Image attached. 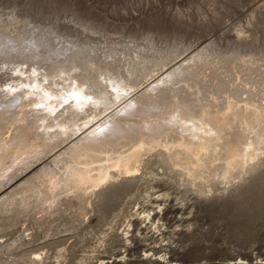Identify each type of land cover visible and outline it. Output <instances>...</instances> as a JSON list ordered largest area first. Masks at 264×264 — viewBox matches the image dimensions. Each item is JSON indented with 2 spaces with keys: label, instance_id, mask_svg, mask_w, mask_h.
<instances>
[{
  "label": "bare ground",
  "instance_id": "obj_1",
  "mask_svg": "<svg viewBox=\"0 0 264 264\" xmlns=\"http://www.w3.org/2000/svg\"><path fill=\"white\" fill-rule=\"evenodd\" d=\"M31 32L34 45L56 50L51 54L61 61L47 58L27 75L7 74L0 66V134L6 131L8 121H15L13 130L21 139L11 150L25 158L39 155L33 164L11 171L0 186V220L5 224L12 226L43 217L47 223L44 232L52 235L57 229L52 217L60 213L62 207H58L64 199L63 206L77 207L75 216L58 230H72L70 224L81 216L87 219L94 207L105 210L111 199L119 196L122 186L149 161V155L155 164L160 162V167L176 171L199 197L211 196L218 182L228 184L241 178L232 192L241 187L247 192L264 180V58H244L237 51L227 55L219 52L224 50L214 41L202 40L194 50L171 59H158V53H142L136 47H115L119 56L112 62L104 54L95 55V47L86 44L81 48L78 41L68 44L62 38L58 40L54 29ZM8 46V38L0 32V52H11ZM78 49L84 54L75 57ZM85 64H92L95 74L87 72ZM126 67L135 72L126 71ZM234 79L235 86L230 83ZM101 107L105 113L95 119L97 113L91 110L96 112ZM2 146L0 154L6 155L8 149ZM159 190L153 191L148 200L161 199L162 206L151 204L148 212L132 222L140 226L139 230L147 221L158 219L153 225L155 230H149L150 237L166 231L161 225L181 218L175 213L185 209L182 204L166 203L165 192ZM229 195V191L226 195L215 194L212 199ZM193 199L198 201L197 196ZM246 207L240 213H246ZM138 233L131 236L130 242H124L128 257L118 251L96 263L183 264L185 259L198 255L192 242L181 246L176 241L162 242L160 237L145 243ZM26 235L30 236L29 231ZM57 241L60 239L48 240L37 248ZM20 244L6 245L3 253L9 254ZM242 247L237 251L239 257H230L227 262L200 264H264L263 245ZM135 250L142 253L133 257L131 251ZM220 252L223 248L217 246L214 253ZM25 257L39 263L44 260L22 252L10 261L23 264Z\"/></svg>",
  "mask_w": 264,
  "mask_h": 264
},
{
  "label": "rangeland",
  "instance_id": "obj_2",
  "mask_svg": "<svg viewBox=\"0 0 264 264\" xmlns=\"http://www.w3.org/2000/svg\"><path fill=\"white\" fill-rule=\"evenodd\" d=\"M39 29H54L57 39L62 38L68 44L78 41L81 48L87 45L95 47V55L102 57L104 54L103 57L112 62H116L119 56L115 47H136L142 53H158V59L164 56L171 59L176 55L182 57L184 51L194 50L195 44L202 40L214 41L217 47L224 50L219 52L227 55L237 51L244 58L252 56L258 61L264 58V0H0V32L8 38V44L12 47L11 52H0V66L5 67L7 74L27 75L47 58L61 61L51 54L56 50L47 51L44 45H34L31 31ZM82 52L78 49L74 56L79 57L84 54ZM85 68L87 72L95 74L96 69L92 64H85ZM10 69H16L17 73ZM126 71L135 72L131 67H126ZM230 83L237 85L235 79ZM102 111L103 107L97 108L96 112L91 110L93 114L97 113L95 119L103 116L105 112ZM6 125V131L0 134L1 148L8 149L6 155L0 154V186L12 174L11 171L33 164L39 157L16 156L11 149L20 143L21 137L13 130L15 121H8ZM149 157V161L134 174L133 180L122 186L119 196L113 197L105 210L94 207L90 214L87 213V219L81 216L75 224H70L72 230H58L69 222V217L75 216L77 207V204L67 203L70 206L65 204L64 209V199L60 200V213L52 217L57 228L52 235L45 234L47 223L43 217L28 218L12 226L0 220V263L12 264L10 260L15 254L23 252L31 258L37 255L44 259L39 263L25 257L23 264H97V260L111 257L118 251L128 257L124 242H130L131 236L138 232L145 243H153L154 239L158 241L161 238L162 242L176 241L181 246L194 243L198 255L185 259L183 264L217 260L227 262L230 257H239L237 253L243 250L242 246L244 249L253 244L264 246V180L247 192L244 187L232 192V187L241 183V178L228 184L218 182L213 186L215 190L211 196L200 198L189 189L188 182L177 176L176 171L160 167L159 161L155 164L154 157ZM157 189H161L158 192H165L163 197L167 198L166 203L182 204L185 209H182L184 212L179 210L175 213L181 218L161 225L166 231L150 237L149 230H155L153 227L158 219L147 221V225H141V228H145L139 230V225L132 222L135 217H142L148 212L151 204L162 206L164 201L161 199L154 202L148 200ZM228 191L232 194L229 197L212 199L215 194L226 195ZM196 196L197 202L193 199ZM246 205V213H240ZM159 220L165 222L161 218ZM27 230L30 236L26 235ZM51 239H60V242L37 248ZM14 242L21 244L9 254L3 253L6 245ZM217 246L223 248L224 253L216 255ZM32 249L35 251L32 252ZM140 252L131 251L133 257Z\"/></svg>",
  "mask_w": 264,
  "mask_h": 264
}]
</instances>
